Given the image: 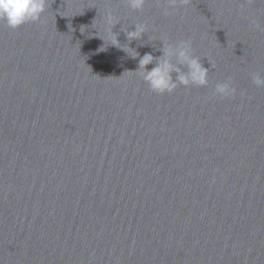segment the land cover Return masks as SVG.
Wrapping results in <instances>:
<instances>
[{
	"label": "water",
	"instance_id": "95a60500",
	"mask_svg": "<svg viewBox=\"0 0 264 264\" xmlns=\"http://www.w3.org/2000/svg\"><path fill=\"white\" fill-rule=\"evenodd\" d=\"M164 6L47 0L0 21V264H264V0ZM108 12L139 57L107 45ZM162 40H191L209 85L152 92L132 71Z\"/></svg>",
	"mask_w": 264,
	"mask_h": 264
},
{
	"label": "clouds",
	"instance_id": "9594fccd",
	"mask_svg": "<svg viewBox=\"0 0 264 264\" xmlns=\"http://www.w3.org/2000/svg\"><path fill=\"white\" fill-rule=\"evenodd\" d=\"M128 6L139 11L144 8L146 0H126ZM189 0H165L163 14L171 15L169 9L175 10L178 5H186ZM47 0H0V21L9 28L15 29L27 22H36L41 18V14L46 10ZM113 13L108 12L104 17L106 31L110 37L107 45H112L125 51L130 57H139V53L129 45L121 44L118 40V33H113V27L119 23ZM135 30L127 31L129 41L140 39L143 34L148 33L149 25L146 23H134ZM251 27L260 28L257 20L251 21ZM105 42V39H103ZM162 56L154 58L151 54H144L139 58L137 71L142 80L148 85L152 92L157 94H171L178 87H207L209 85V69L201 63V58L194 54L191 40H180L175 44L162 40ZM106 43V42H105ZM126 46V47H125ZM155 60V67L147 70L146 66ZM175 73V78H173ZM252 82L257 87H264V76L259 73L251 74ZM237 93V88L233 86L231 79L217 82L213 95L219 98H230Z\"/></svg>",
	"mask_w": 264,
	"mask_h": 264
}]
</instances>
